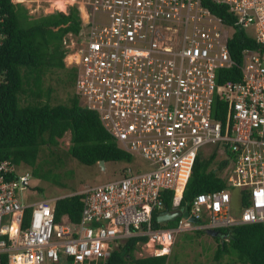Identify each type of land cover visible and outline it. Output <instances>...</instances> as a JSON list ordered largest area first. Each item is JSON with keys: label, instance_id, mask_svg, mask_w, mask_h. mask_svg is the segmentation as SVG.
Masks as SVG:
<instances>
[{"label": "built area", "instance_id": "obj_1", "mask_svg": "<svg viewBox=\"0 0 264 264\" xmlns=\"http://www.w3.org/2000/svg\"><path fill=\"white\" fill-rule=\"evenodd\" d=\"M213 1L227 6L233 23L202 0L78 6L82 29L64 38V61L76 70L80 104L151 169H125L77 192L83 208L75 222L57 220L58 199L22 203L19 192L31 190L32 172L0 162V264H104L134 236L148 237L142 246L150 255H170L181 232L264 224V0ZM237 30L251 43L240 60L229 45ZM233 67L240 79L220 83V70ZM218 98L227 104L224 117L215 116ZM202 150L228 160L220 174L227 187L199 193L190 210L175 208L189 217L174 226L155 227L154 212L166 213L164 192L174 191L179 203Z\"/></svg>", "mask_w": 264, "mask_h": 264}, {"label": "trees", "instance_id": "obj_2", "mask_svg": "<svg viewBox=\"0 0 264 264\" xmlns=\"http://www.w3.org/2000/svg\"><path fill=\"white\" fill-rule=\"evenodd\" d=\"M59 0H56L58 2ZM203 4L226 22L235 18L227 6L213 0H202ZM51 5L55 6L54 3ZM57 9V8H56ZM82 19L77 5L69 12L56 11L33 18L23 3L0 0V162L11 161L18 166L35 168L44 147L52 149L67 132L71 133L67 154L84 164H96L100 160L131 161L132 155L118 146L117 141L104 127L99 114L80 104L74 95L70 103H52V86H45V77L57 73L66 85H75L76 70L65 65L67 53L64 38L69 32L79 33ZM249 38L237 30L230 40V50L240 60V49L250 45ZM61 77V78H60ZM240 79L237 67L219 72V82ZM215 116H225L226 102L217 99ZM216 153L205 158L200 154L195 162L192 176L179 203L174 206V191L163 194L164 209H191L196 196L201 192L225 189L227 184L220 176L228 164L227 159L217 162ZM37 174V169L36 172ZM83 203L77 192L56 201V217L67 215L71 221L81 219ZM31 210L27 211V216ZM160 212L155 211V227L168 228L177 221L158 222ZM215 259L230 258L232 264H264V224L248 223L223 227ZM203 232L205 230H196ZM147 236L128 238L114 250L104 264H168L170 255L137 256ZM1 264H7L4 258Z\"/></svg>", "mask_w": 264, "mask_h": 264}, {"label": "rangeland", "instance_id": "obj_3", "mask_svg": "<svg viewBox=\"0 0 264 264\" xmlns=\"http://www.w3.org/2000/svg\"><path fill=\"white\" fill-rule=\"evenodd\" d=\"M23 3L29 9L33 18L52 14L56 11L68 13L73 5L82 6L83 0H63L65 9H61L56 0H13ZM69 1V3H67ZM54 3L55 6L51 5ZM68 4V5H67ZM57 8V9H56ZM83 8V7H82ZM84 17L86 18L85 14ZM232 33V30L229 32ZM62 78H65V75ZM57 73L49 74L45 77V86H52V103H70V98L76 94L75 85H66L58 78ZM71 133L59 139L57 146L49 149L44 147L35 168L24 167L31 173V190L19 192L21 202L27 205H35L44 199H58L74 192H79L83 188L100 185L119 178L123 170L132 169L134 172L148 171L151 169L149 161L133 155L131 161H110L103 168L100 163L84 164L78 159L67 154L70 147ZM205 158L209 157L208 152L202 150ZM219 160L216 158L211 168L217 166ZM37 174L34 173L36 172ZM235 206L237 202L235 201ZM219 241L206 231L181 232L173 244L168 264H232L230 258L223 257L221 260L215 259V252ZM151 249L141 247L137 256H148ZM49 264V263H47ZM69 264V263H62Z\"/></svg>", "mask_w": 264, "mask_h": 264}, {"label": "water", "instance_id": "obj_4", "mask_svg": "<svg viewBox=\"0 0 264 264\" xmlns=\"http://www.w3.org/2000/svg\"><path fill=\"white\" fill-rule=\"evenodd\" d=\"M100 165L104 168L105 167V160L99 161ZM185 216L189 217V211H182V210H173L171 212H166L158 215V221L161 223H167L176 220L178 217ZM190 219L194 222H198V218L195 216H191ZM206 232L212 236H220V230L214 228H208Z\"/></svg>", "mask_w": 264, "mask_h": 264}, {"label": "bare ground", "instance_id": "obj_5", "mask_svg": "<svg viewBox=\"0 0 264 264\" xmlns=\"http://www.w3.org/2000/svg\"><path fill=\"white\" fill-rule=\"evenodd\" d=\"M67 3H69V2H67ZM68 5V4H67ZM58 6L61 8V9H65V6H64V3H63V0H60L59 2H58Z\"/></svg>", "mask_w": 264, "mask_h": 264}, {"label": "crops", "instance_id": "obj_6", "mask_svg": "<svg viewBox=\"0 0 264 264\" xmlns=\"http://www.w3.org/2000/svg\"><path fill=\"white\" fill-rule=\"evenodd\" d=\"M59 1H60V0H59ZM59 1H58V2H59ZM65 1H67V0H65ZM58 2H57V4H58ZM68 2H69V1H68ZM146 246H147V245H145V246H141V247L144 248V247H146ZM147 247H148V246H147ZM147 255H150V254H147Z\"/></svg>", "mask_w": 264, "mask_h": 264}, {"label": "clouds", "instance_id": "obj_7", "mask_svg": "<svg viewBox=\"0 0 264 264\" xmlns=\"http://www.w3.org/2000/svg\"><path fill=\"white\" fill-rule=\"evenodd\" d=\"M80 11V10H79ZM65 65H66V63H65ZM67 66V65H66ZM68 67V66H67ZM69 68V67H68ZM70 195V194H69ZM67 196V195H66ZM65 197V196H64ZM62 198V197H61ZM59 199V198H58ZM218 230V229H217ZM206 231V230H205Z\"/></svg>", "mask_w": 264, "mask_h": 264}]
</instances>
